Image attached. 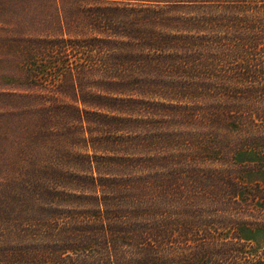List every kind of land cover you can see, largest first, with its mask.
<instances>
[{"label": "trees", "instance_id": "obj_1", "mask_svg": "<svg viewBox=\"0 0 264 264\" xmlns=\"http://www.w3.org/2000/svg\"><path fill=\"white\" fill-rule=\"evenodd\" d=\"M26 1L46 3L60 31L15 32L7 44L40 93L0 90V127L10 117L37 121L32 130L16 127L17 141L0 134L1 144L26 145L14 156L26 165L9 168L11 179L0 176V264H245L233 253L244 250L237 231L248 226L247 196L255 197L243 174L250 162H264V0H111L82 11L90 26L82 40L78 33L63 38L70 32L62 31L59 6L81 0ZM36 19L24 26L45 24ZM70 50L88 60L72 68ZM84 78L107 88L95 116L136 124L109 132L125 147L136 144L121 155L89 154L84 123L91 112L76 87ZM66 83L72 105L52 98ZM138 87L146 89L143 98L124 93ZM113 88L123 97H113ZM31 97L40 100L6 106ZM160 113L199 120L206 136L166 151L164 140L137 129L158 123ZM59 119H73L81 134L74 149L55 154L79 157L82 167L39 164L42 138ZM143 140L150 149H140Z\"/></svg>", "mask_w": 264, "mask_h": 264}, {"label": "rangeland", "instance_id": "obj_2", "mask_svg": "<svg viewBox=\"0 0 264 264\" xmlns=\"http://www.w3.org/2000/svg\"><path fill=\"white\" fill-rule=\"evenodd\" d=\"M108 1L109 2L103 1L100 3H96L98 2L96 0H81L78 5H74L72 3L60 4L59 6L60 8L64 9V16L66 17L65 22L62 25V31L65 33L70 32L69 36L68 34H66L63 36V38L68 39V37H70V39H73L74 33H78L82 36V40L83 37L90 33V26L87 24L86 20H84V13H82V11L90 7L103 6V4L105 3L112 2L111 0ZM45 5L46 3L44 2L27 3L26 0H0V90H4L6 93L14 92V88L18 89L16 90V92H24L25 90V92L29 91L31 94L40 93L32 92L33 90H37L40 88L33 87L32 83L29 80L25 79L26 73L18 70L21 68H18L20 67V65L16 66L18 58L15 54L16 52L14 43L9 44V46L7 44L12 37V34L15 32L19 34L36 33L44 35L49 33L53 34L60 31L58 25L52 23L50 19L51 12L46 8ZM78 8L79 10L81 9V13H78V20H76L75 16L77 17V15L75 13H77L76 11L78 10ZM188 11L189 10H184L183 12ZM44 15L46 16L43 17ZM39 17L43 18L39 21H45V24H32L31 28L33 29V31L28 30L29 27L24 26L26 23L31 22L34 18L38 21ZM82 59L88 60L86 53L75 55V53L70 50L68 60L71 63L72 68L75 67L73 66L74 61L76 63H81ZM58 63L62 62L59 61ZM80 77L81 76H79V78ZM76 87L78 89L77 99H79V102L81 101L83 103H86L89 106V108H86V110L91 112V115H88L85 118L84 123V135L86 136V140L90 147L89 154L95 155L96 157H103L108 153H110L109 155L111 156L121 155V152L123 151V147H125V145L124 143H122V139L119 138L120 134L110 133L111 131H114V129H119L122 127H124V130L127 129L128 131L136 130V124L128 123V121L123 122L119 119H114L111 121L103 118L104 114H102L101 118L93 114L94 111H96L94 105L102 106L103 104L107 103L105 100L101 99L104 98L106 93L103 91L107 89L105 86H103L102 82L97 81L92 83L90 82V80L84 78L76 82ZM59 89L62 90V93L57 94L54 92V96L52 98L57 102H65L72 105L75 97L72 94L70 85H68L67 83L63 84V86L58 87L57 90ZM111 91H113V97H123V95L118 94L121 89L113 88ZM124 91V93L126 94L133 93V98H143L139 95V93L140 91H146V89H141L138 87L132 88L131 92H127V90ZM47 97L48 96H46V98ZM39 100V97H31L20 102L17 98H12L6 100V106L8 107V109H16V107H21L20 105H26L27 102H34ZM166 104H168V102H166ZM0 107H2V105H0ZM111 115L112 116H108V118H114V114ZM155 121H158V123L150 120V123H147L144 127L138 126L137 129L146 133V135L153 136V142L154 140L158 139H155L154 136L160 137L159 141H165L164 150H168L170 152H175V144L177 145V143L181 145V147H183L182 143H184V141H187L186 143L196 144L197 136L201 134L202 136H206L205 127H208L204 126V123L200 122L199 120L189 122V119H176L175 121H173L164 113H160L158 116H156ZM161 121H164V124H162ZM36 122L37 121L34 118L23 120L20 118L10 117V120L4 122L3 126L0 127V134L6 135L5 138H8L9 141H17V139L21 138L22 134L20 133L18 135V132L16 133V127H20L21 124V126L25 125L32 130L33 125H37ZM70 123H74V120L71 119L66 122L59 119L56 120V123L54 125L51 124V127H53V129L55 130L53 131V133H51L53 135H46L42 138V151L40 152L39 157L40 165H44L46 167L48 165H54L62 168L82 167L83 161L79 157L71 159H60V157H58L60 155L55 154L58 148L74 149V143H77V140L79 141L81 129H76L79 128V125L77 124H75L74 126H70ZM198 124L200 126H198ZM65 125H68V128L64 127ZM21 132L24 134L23 131ZM162 133H165V135H163ZM63 137H66V142L72 141L73 144L61 143L60 141L61 139H63ZM230 141L235 142L236 140L232 138ZM248 143L249 148L247 149L248 151H250L252 149L250 148L251 139L248 140ZM131 145L136 144L128 142L126 144V147H133ZM139 145L140 149H144V147L145 149H150L149 142L147 140L140 141ZM25 146L20 143L10 146L1 144L0 141V176H2L4 179H11L13 177V175L10 173L9 168H15L16 166H14V164H19L17 170L22 169V167L26 165L22 154H19L17 159L14 158L16 152H20L21 149ZM251 152L253 153V151ZM28 153L32 156L34 155V153L30 150L28 151ZM80 153L85 154L86 150L82 148ZM260 153L264 154V148ZM259 167H264V162L261 166H259L257 163L250 162L249 167L247 168V173L243 174L248 186L255 190L253 192V195H255V197L247 196L249 206L247 207L248 216L246 222L248 226H244L237 231V236L244 243V250L241 252H235L233 253V255L241 256L243 254L246 257L245 264H264V170H260ZM20 219L23 218L20 217ZM16 229H18V225Z\"/></svg>", "mask_w": 264, "mask_h": 264}]
</instances>
